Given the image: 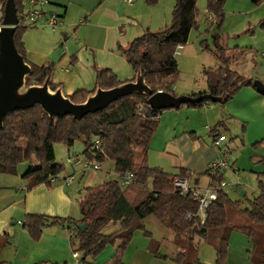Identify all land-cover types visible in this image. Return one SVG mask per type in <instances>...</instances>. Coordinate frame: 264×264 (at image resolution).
Wrapping results in <instances>:
<instances>
[{
    "label": "trees",
    "instance_id": "obj_1",
    "mask_svg": "<svg viewBox=\"0 0 264 264\" xmlns=\"http://www.w3.org/2000/svg\"><path fill=\"white\" fill-rule=\"evenodd\" d=\"M6 1L0 0L2 14ZM159 1L145 0V3L151 7ZM227 1L205 0L204 33L212 32L213 48L206 41H202L200 46L220 66L216 69L203 68L206 90L190 95L219 98L221 101L218 104L222 106L242 88L256 90L252 78L230 68L234 57L228 55L221 44L219 30L224 21ZM197 2L174 0L168 25L155 32L146 30L123 51L135 75L141 69L144 71L145 84L152 94L162 92L175 96L174 86L179 75L175 52L178 46L187 45L191 31L200 29ZM14 3L18 17L23 16L22 0H14ZM33 27L25 25L21 19L14 32L15 47L31 69L26 77V86L47 83L51 90H55L59 85L54 84L52 78L60 61L47 60L42 66H36L27 60L22 37L27 29ZM235 49L239 51L238 47ZM122 83L125 82L120 81L111 69L96 70V85L92 90H79L68 97L72 103L80 104L94 94L98 85L108 90ZM209 102L185 103L182 107L199 109ZM161 113L149 106L148 97L144 95L119 98L103 110L79 120L71 115L49 117L39 105L8 113L0 128V174L16 176L18 166L28 163V169L22 176L26 182V192L39 186L47 190L53 188L51 179L60 178L64 172V166L55 160L54 145L71 148L76 141L83 144L82 157L98 164L112 162L114 173L120 179L85 188L78 202L80 219L25 214L21 223L23 231L30 240L37 242L46 227L73 228V235L68 239L72 252L81 256L79 264H94L109 246L115 248L109 264H123L122 256L135 231L143 232L149 239L147 250L158 260L170 258L172 264H203L196 246V239H199L214 247L216 264H223L228 254L230 233L239 232L251 243L248 251L250 263L264 264V183L258 181L257 194L243 209L241 202L233 201L224 189L217 190L216 200L208 206L202 224L198 217L192 216L197 212L195 199L190 193L182 194L173 186L175 178H187L186 170L170 174L148 165L149 144L158 125L155 118H159ZM262 142L264 140L252 147H258ZM126 173H133L134 181L122 187L121 178ZM209 177L211 185L215 186L222 179V174ZM149 179L151 188L147 189ZM149 216L158 221L168 217L167 226L173 233L171 242L176 248L171 257L160 253V243L145 230L143 221ZM80 224L86 226L83 231L78 229ZM109 225L118 226V229L105 234L103 230ZM0 264L10 263L0 261Z\"/></svg>",
    "mask_w": 264,
    "mask_h": 264
},
{
    "label": "crops",
    "instance_id": "obj_2",
    "mask_svg": "<svg viewBox=\"0 0 264 264\" xmlns=\"http://www.w3.org/2000/svg\"><path fill=\"white\" fill-rule=\"evenodd\" d=\"M29 1L22 0L24 11L30 7ZM47 2L42 7L46 17L54 9L57 11L56 14L64 19L65 26L60 30V40L62 41H59L63 50H58L52 39L41 31L45 28L50 29L46 26V18L40 19L35 27L27 29L22 40L27 60L36 66H42L49 59L58 60L62 56L59 60V66L53 74L52 82L62 88L65 96H70L79 90H92L96 85V70L109 68L118 78L121 73L128 71L124 70L120 61H118V66L113 63L115 66L108 67L104 66L106 65L104 63L95 64L98 59L93 55L91 62L87 63L89 67H86L82 63L80 65V59L87 54L85 51L88 49V44L92 46L91 43H100L98 45L100 50L111 55L113 49L109 47V43L124 42V40H121L125 37V33L122 32L123 24H126L124 18L130 15V11H127L125 7L133 5V1L129 3L128 0H112V8L107 7L108 2H110L107 0H47ZM159 3L166 4L168 9L171 7L166 14L155 15L158 17L155 19V24L159 27L155 29L160 30L169 23L174 0H160ZM117 7L119 8V16L115 12ZM129 8H132V6H129ZM126 12L127 16L124 15ZM2 17L3 14L0 10V19ZM74 26H76V29L69 33V28ZM109 32L115 36L112 41ZM130 42L125 43L129 44ZM246 50L244 48L237 50L242 55L238 58L239 68L237 70L244 75L242 71L246 68L247 70L244 71L250 73L247 78L261 80L264 77H258V75H264L263 67L249 65L250 59L245 58ZM53 52H58L55 58ZM256 74L257 76H255ZM134 78L119 80L129 82ZM205 90L206 86L204 88H197L196 86L190 90L179 92V95L190 96ZM174 94L178 96L177 87H174ZM214 104L218 107H210L209 103H205L199 109H189L181 106L178 109H170L160 114L158 125L149 144L148 165L155 167L151 165V161L152 154L156 153L157 158L164 163L163 166L159 164L158 167L164 172L177 174L181 169H184L187 172V180L191 186L206 187L211 181L207 174L208 169L211 163L216 161L220 155V151L213 147V140L216 135L226 136V142L229 143L231 138L228 139V136L234 134L240 140L241 145L246 144L245 146L249 147L264 140V96L256 90L245 87L224 106L218 103ZM204 120L208 122L207 126H201V122ZM211 120L213 122L216 120L214 126H211ZM201 127L202 130L206 129L208 131L207 136L199 134ZM263 144L264 142L259 146ZM224 146L231 150L234 145L231 142L230 146L228 144H224ZM70 150V148H67L69 155L72 154ZM234 163L235 160L232 162V166L229 165V173L237 179L239 169L234 168ZM104 164H100L99 171L87 173L88 171L78 170L74 174L72 183L68 186L59 182L51 190L39 186L30 192H26V182L22 179L28 169V163L20 164L16 175L19 183L8 186L17 192L7 206L0 208V261L11 264H79L71 256L72 250L66 227L55 225L46 227L40 239L33 242L21 228V223L25 214L79 219L78 202L83 196V192L79 190V187L82 184L83 188L81 187V189L84 190L108 181L107 177L112 175L114 164L112 163L113 166L110 165L108 169L103 170L102 166ZM257 175H259L257 181H261L260 176L264 175V171ZM223 177L224 174H222ZM77 179L78 181L74 183ZM77 192L79 198L75 204L74 197ZM241 195H244V192H241ZM159 243L161 251L162 243ZM168 243L171 248L169 254L160 253L171 257L174 255L176 248L171 240ZM147 246V242L142 243L136 252L131 249L130 242L122 256L124 264H126V261L132 262L141 259H145V261L133 262V264H158L160 261L148 252ZM228 256L229 253L227 258ZM167 261H171L170 258L163 260V262ZM248 264H251L250 261Z\"/></svg>",
    "mask_w": 264,
    "mask_h": 264
},
{
    "label": "rangeland",
    "instance_id": "obj_3",
    "mask_svg": "<svg viewBox=\"0 0 264 264\" xmlns=\"http://www.w3.org/2000/svg\"><path fill=\"white\" fill-rule=\"evenodd\" d=\"M107 4V7L112 8V0ZM133 5L126 6L125 9L130 11V15L127 16V12L124 14L127 17L125 19V23L123 24V31L125 33V37L121 40H124L123 43H109V47L113 49L112 54L108 55L104 51H101L99 48L100 43H91L92 46L88 44V49L85 51L87 54L80 59L81 63L89 67L87 64L91 62L92 56L95 55L98 60H96L95 64H106L104 66H118V61L123 65L124 70H128L127 72L121 73V77L119 79L126 80L127 78H134L133 70L129 67V64L126 62V59L123 55V51L127 48L128 43L134 38L138 37L142 33L145 32L146 29L151 32L158 31V25L155 24V19H157L159 14H166L171 7L166 6V4H157L155 6H148L145 3V0H132ZM227 5L224 7V21L219 30V34L221 37V44L226 48L227 54L234 57L231 59L230 68L237 70L239 68L238 58L242 57L240 52H238L235 48L238 47L247 49L246 59H250L249 65H256V67H263L264 70V58L260 57L261 52L264 49V0H228ZM134 6V8H133ZM156 7V8H155ZM197 8L200 14V29L199 31H191L188 43L186 46L182 47L179 54L176 55V61L178 63L179 75L178 79L175 83V88L177 87V94L180 96L179 92H184L185 90H190L191 88H204L205 78L202 75L203 68H218L219 62L207 51L202 50L200 43L202 41H206L211 48L212 45V32L206 34L204 33L205 29V0H198ZM118 7L115 9L116 15L119 16ZM26 10V9H25ZM57 13L56 10H52ZM171 14V11H170ZM156 15V16H155ZM124 17V16H123ZM152 20V22H151ZM64 23V19H61ZM151 23V26H150ZM170 23V20H169ZM167 23L166 26L169 24ZM65 26V23H64ZM164 26V25H161ZM121 28V27H120ZM76 29V26L69 28V33L73 32ZM50 39L54 42V46L58 48V50L62 51L61 43L59 41L61 39V31L57 33L51 32L49 29H42ZM49 31V32H48ZM111 41L115 39V36L111 32H109ZM46 36V37H47ZM121 45V47H119ZM54 58L58 55V52H53ZM89 56V57H88ZM244 56V55H243ZM62 56L58 60H54L58 62ZM88 57V58H87ZM87 58V59H86ZM52 60L53 59H49ZM115 65H114V64ZM59 66V65H58ZM57 66V68H58ZM102 66V65H100ZM56 68V69H57ZM122 68V67H121ZM244 70H247L246 68ZM242 71L245 77L250 76L249 71ZM264 73V72H263ZM243 75V76H244ZM257 76V74L255 75ZM263 76L264 75H258ZM255 80V79H254ZM260 80V79H258ZM262 80V81H261ZM261 82L264 84V78H261ZM63 94L65 95L64 91ZM210 107H218L212 102H209ZM185 108V107H183ZM167 110H163L164 113ZM161 113V114H162ZM211 126L215 125L216 120L213 122L211 120ZM208 122L206 120L201 122V126H207ZM202 136L208 135V131L206 129L201 130L199 132ZM166 136V134H164ZM231 138V141L226 142L230 146V143H233V148L231 149V154L229 156V165L232 166V162L235 160L234 168L239 169L238 178L235 179L229 173L230 167L222 172L224 177L222 181H224L228 186L224 188L225 192L229 195V197L233 201H240L241 208L248 207V201L252 199L257 194V175L264 171V144L257 147H249L245 145H241L240 140L234 134L228 136ZM71 153L82 154L83 152V144L81 141H76L74 145L70 148ZM55 152V160L57 163H60L64 166V172L60 174V178H64L69 175L75 174L80 168L78 166H73L67 162L68 159V151L65 146L62 144L54 145ZM156 156V153L152 154L151 165L158 167L159 164H164L163 161L159 160ZM155 158V160H154ZM165 163H167L165 161ZM112 162L105 163L102 166L103 170H106L110 167ZM113 166V165H111ZM163 166V165H162ZM159 168V167H158ZM165 168V167H164ZM92 172V170H88L87 173ZM170 172V171H169ZM261 181L264 183V175L260 176ZM108 181L119 180L118 176L114 174L112 170V175L107 177ZM24 181V180H23ZM78 179L74 182L76 183ZM25 182V181H24ZM18 184L19 179L16 176H7L0 174V208L7 206L13 196L17 191L9 188L8 186L11 184ZM59 183V182H57ZM56 183H53V187ZM235 185V186H231ZM6 186V187H5ZM83 185L79 187L81 189ZM122 187H124L122 185ZM83 188V187H82ZM146 188H151V180L149 179L146 183ZM241 192H244V195H241ZM79 198L78 192L74 197V203L76 204ZM78 213L80 211L78 209ZM80 219V217H79ZM78 220V219H76ZM168 217L164 221H158L154 217L149 216L144 219L143 224L145 230L152 234V238L155 241L161 242V251L162 254H169L170 240L172 241L173 233L167 226ZM118 226L109 225L104 228L103 232L105 234H109L112 230H117ZM133 239L131 240V249H134L137 252V248L141 247L142 243H149V239L143 235L141 231H135L133 234ZM196 246L198 249V257L203 264H216V255L214 247L204 241L196 239ZM251 249V243L248 239L239 232H232L229 236V246H228V258L226 257L223 264H248L249 263V254L248 251ZM115 253L114 247H107L102 254H100L94 264H109L112 260V257ZM150 253V252H149ZM151 254V253H150ZM152 255V254H151ZM72 256V255H71ZM149 256V254H148ZM80 259V254H78ZM151 257V256H150ZM74 259V258H73ZM75 260V259H74ZM145 259H141L138 261H126V264H133V262H143ZM158 264H172L171 261L163 262V260H159ZM123 262V261H122ZM130 262V263H129ZM11 264V263H10ZM124 264V262H123Z\"/></svg>",
    "mask_w": 264,
    "mask_h": 264
},
{
    "label": "water",
    "instance_id": "obj_4",
    "mask_svg": "<svg viewBox=\"0 0 264 264\" xmlns=\"http://www.w3.org/2000/svg\"><path fill=\"white\" fill-rule=\"evenodd\" d=\"M21 19L22 16L17 15L14 0H7L0 25V128L8 113L25 110L35 105H39L49 117L71 115L79 120L88 114L103 110L112 102L128 95L147 96L149 106L158 111L178 109L185 103H200L204 100H210L212 103L221 101L210 95L190 97L173 96L162 92L152 94L145 84L142 69L138 71L133 81L122 83L112 89L103 90L98 85L94 94L80 104L72 103L69 97L63 94L61 87L51 90L47 83L26 86V77L31 69L14 44V32ZM252 84L259 94L264 95V84L260 80H253ZM85 228V224L78 225L81 231Z\"/></svg>",
    "mask_w": 264,
    "mask_h": 264
},
{
    "label": "built area",
    "instance_id": "obj_5",
    "mask_svg": "<svg viewBox=\"0 0 264 264\" xmlns=\"http://www.w3.org/2000/svg\"><path fill=\"white\" fill-rule=\"evenodd\" d=\"M128 2L131 3L132 0H128ZM47 3H48L47 0H30L29 1L30 7L29 9L24 11L22 20L25 25L36 26L40 19L46 18V26L49 27L53 33H57L58 31L64 28V23L61 21V18L53 11L48 17H46V14L42 10V7L45 6ZM181 49L182 47L178 46L175 54L178 55ZM260 57L264 58V49L261 52ZM226 140L227 138L224 135H219L215 137L213 140V147L217 148L220 151V155L216 161L211 163L208 169V173L211 177L223 174L222 172H224L229 168V156L231 154V150L228 147L224 146ZM67 162L71 165L78 166L81 169V171L100 170V164L93 163L76 153L70 154L68 156ZM73 179H74L73 175L66 176L63 179H60L59 177H54L51 179V182L52 183L62 182L66 186H68L70 183H72ZM133 181H134L133 173H126L121 178V184L124 186L132 184ZM173 186L176 189L180 190L182 194L190 193L191 196L195 199L197 203V212L195 215L192 216L198 217L201 223L203 224L206 218V210L208 206L212 201L216 200L217 190L224 189L228 185L221 179L215 186L211 185L210 183L206 187H193L189 184L187 178L184 179L175 178L173 181ZM231 186H235V185H231ZM190 216L191 215H188V217ZM73 231H74L73 228L68 229L67 230L68 236L73 235ZM72 257L75 259L76 262L79 261L78 253L72 252Z\"/></svg>",
    "mask_w": 264,
    "mask_h": 264
}]
</instances>
